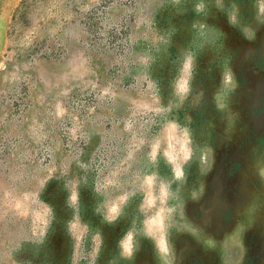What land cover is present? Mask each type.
Segmentation results:
<instances>
[{
	"label": "rangeland",
	"instance_id": "374dc122",
	"mask_svg": "<svg viewBox=\"0 0 264 264\" xmlns=\"http://www.w3.org/2000/svg\"><path fill=\"white\" fill-rule=\"evenodd\" d=\"M0 264H264V0H0Z\"/></svg>",
	"mask_w": 264,
	"mask_h": 264
}]
</instances>
